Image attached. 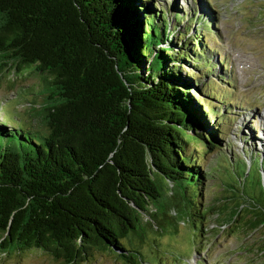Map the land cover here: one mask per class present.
I'll return each instance as SVG.
<instances>
[{"label":"trees","instance_id":"16d2710c","mask_svg":"<svg viewBox=\"0 0 264 264\" xmlns=\"http://www.w3.org/2000/svg\"><path fill=\"white\" fill-rule=\"evenodd\" d=\"M160 1L0 0V74L37 79L30 113L41 121H0L1 255L40 250L54 264H90L103 251L145 264L146 222L156 217L155 229L169 210L201 217V237L212 211L202 162L223 142L207 115L220 111L191 92L213 96L203 33L183 31L176 6ZM98 41L126 81L99 58ZM196 60L199 70L181 76ZM225 155L226 184L240 194L224 224L264 231L263 163ZM253 167L258 187L248 186ZM257 246L264 253V233Z\"/></svg>","mask_w":264,"mask_h":264},{"label":"rangeland","instance_id":"374dc122","mask_svg":"<svg viewBox=\"0 0 264 264\" xmlns=\"http://www.w3.org/2000/svg\"><path fill=\"white\" fill-rule=\"evenodd\" d=\"M160 2V7L170 6V3L176 6L171 9L172 12L169 11L171 21H175L173 16L180 12L183 31L191 30V34L202 32L204 41H207L208 47L204 50L201 48L199 52L202 53L204 65V60L209 58L210 61L206 64L212 67V72L205 76L203 65L200 71L204 75L202 81L212 79L210 89H213V96H203L198 91V85H192L194 88L190 90L198 102L200 98L204 103H215L219 114H208L207 118L211 120V125L219 120V133L223 142L221 148L210 152L208 159L202 162L203 167L211 172L210 179L205 182L203 202L212 211L204 219L201 237L194 234L196 228L193 221L196 219L195 223L199 225L201 217L169 210L161 220L163 224L154 229L153 224L159 222L156 217L150 216V222H146L149 231L140 248L148 253L145 264H264V253L257 250L258 240L264 233L263 227L250 230L247 226L239 227L240 224L237 223L224 224L231 219L230 211L236 204L234 196L239 193L233 186L226 184L228 175L224 165L225 154L232 157L236 154L248 162L253 158V162L255 159L259 160L264 166V141L260 139L264 133V0ZM204 20L207 21L206 27H199L197 22ZM193 62L184 66L181 76L186 71L193 75L199 70L196 68L199 61ZM146 69L144 67L141 70L143 75H146ZM39 84L35 78L1 73L0 121L10 123L9 120L17 119L14 116L17 115V121H32L33 124L40 125V119L30 113V103L36 102L38 95L35 93ZM204 89L207 91L206 87ZM218 158L222 172L211 168L218 163ZM239 165L241 163L236 164ZM248 186L258 187L255 167L248 178ZM166 192L172 194L169 187H166ZM146 224L143 227L145 229ZM2 254L0 264H54L52 258L40 250H32L21 257L12 258ZM90 262L129 264L128 261L119 260L112 253L103 251L96 253Z\"/></svg>","mask_w":264,"mask_h":264},{"label":"water","instance_id":"95a60500","mask_svg":"<svg viewBox=\"0 0 264 264\" xmlns=\"http://www.w3.org/2000/svg\"><path fill=\"white\" fill-rule=\"evenodd\" d=\"M96 45H97L98 47H100V48L103 50V51H100V53H99V58H100L101 55L104 53V55L107 56L108 59H109L111 62H114V67H115L117 73L121 76V78H122L124 81H126V79L123 77V73H122V71H121L120 68H119V63H118L117 57H116L115 55H112L111 52H110V49H109V48H106V47H105L100 41H98V42L96 43ZM141 73H143V72L141 71ZM144 76H145V75H144ZM126 104L129 106L127 112L130 113L131 111H129V110H132V109H131V107H132L131 101H130V100L127 101ZM113 153H114V152H112V153L110 154V156H112ZM165 183H166V184H165ZM164 186H165V188H166V187H169V188H170V191H171L170 193L177 192V189H176V191L173 189V183L170 182L169 180L164 181ZM168 191H169V190H168Z\"/></svg>","mask_w":264,"mask_h":264}]
</instances>
